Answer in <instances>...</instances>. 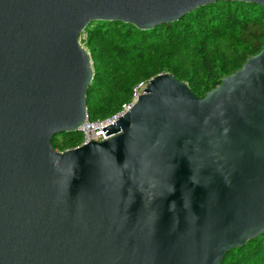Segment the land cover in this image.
Masks as SVG:
<instances>
[{
	"label": "water",
	"instance_id": "95a60500",
	"mask_svg": "<svg viewBox=\"0 0 264 264\" xmlns=\"http://www.w3.org/2000/svg\"><path fill=\"white\" fill-rule=\"evenodd\" d=\"M217 1L0 0V264H221L264 232V46L197 96L150 78L107 139L79 131L93 77L80 34L140 30Z\"/></svg>",
	"mask_w": 264,
	"mask_h": 264
},
{
	"label": "trees",
	"instance_id": "16d2710c",
	"mask_svg": "<svg viewBox=\"0 0 264 264\" xmlns=\"http://www.w3.org/2000/svg\"><path fill=\"white\" fill-rule=\"evenodd\" d=\"M93 77L86 94L87 115L104 119L131 99L140 82L170 73L197 96L264 46V7L253 2L217 1L175 22L140 30L120 21H94L80 34ZM79 131L55 134L58 151L76 147ZM221 264H264V232L226 252Z\"/></svg>",
	"mask_w": 264,
	"mask_h": 264
},
{
	"label": "built area",
	"instance_id": "2783aa9c",
	"mask_svg": "<svg viewBox=\"0 0 264 264\" xmlns=\"http://www.w3.org/2000/svg\"><path fill=\"white\" fill-rule=\"evenodd\" d=\"M147 82L138 83L132 91L131 99L124 103L121 109L115 114L106 117L104 119L91 120L88 115L85 117L83 123L79 127V132L81 133V141L76 146L86 144L90 141H102L107 139L109 136H106L107 126L113 124L116 119L126 113L137 101L138 96L143 92V89L146 87Z\"/></svg>",
	"mask_w": 264,
	"mask_h": 264
}]
</instances>
